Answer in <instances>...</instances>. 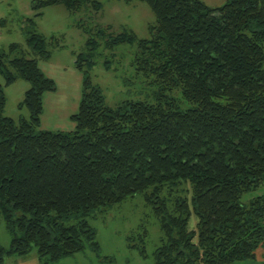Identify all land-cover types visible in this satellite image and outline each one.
I'll return each mask as SVG.
<instances>
[{
  "label": "trees",
  "instance_id": "trees-1",
  "mask_svg": "<svg viewBox=\"0 0 264 264\" xmlns=\"http://www.w3.org/2000/svg\"><path fill=\"white\" fill-rule=\"evenodd\" d=\"M120 1L145 3L155 24L149 38L139 39L126 30L108 34L111 27L93 34L78 23L88 53L75 62L83 89L71 116L74 131L40 130L44 95L57 86L39 66L50 52L34 20L52 6L71 14L102 6L31 0L30 51L19 43L0 51V220L12 236L8 248L0 245V264L33 250L40 264L87 246L99 255L89 218L137 195L160 223L155 264L254 259L264 247V0L218 7L202 0ZM99 39L107 50L136 45L130 65L148 88L143 99L107 104L88 71ZM18 80L30 84L20 104L29 118L15 121L5 115L4 86ZM128 240L146 256L142 237Z\"/></svg>",
  "mask_w": 264,
  "mask_h": 264
},
{
  "label": "rangeland",
  "instance_id": "rangeland-1",
  "mask_svg": "<svg viewBox=\"0 0 264 264\" xmlns=\"http://www.w3.org/2000/svg\"><path fill=\"white\" fill-rule=\"evenodd\" d=\"M95 1L102 6L100 11H95L90 6L78 14H71L64 6L59 5L44 9L43 15L34 20L33 29L47 38V50L50 52V58L39 60V66L57 86L56 91L44 95V113L40 130L70 132L76 128L71 116L78 112L82 97L83 74L75 68V62L79 54L88 53L85 46L87 35L77 26L79 22L93 34L98 29L111 27L108 34L117 35L126 30L135 33L139 39L150 36L149 26L154 25L156 19L145 3L139 1L126 3L120 0ZM202 1L211 7L225 3V0ZM33 15L31 0H0V20L5 22L3 27L0 26V51L7 50L12 43H19L22 49L29 50L25 38L27 27L25 21L27 18H33ZM53 36L57 39L55 42L51 39ZM58 41L59 45L56 46ZM98 42L100 46L94 52H90L94 65L88 71L94 85L103 91L107 104L115 107L125 100L143 99L148 88L145 89L146 83L143 79L135 77L134 68L130 65L136 45L118 46L113 50H107L103 39H99ZM30 56L35 57L34 54ZM106 61H109L110 69L106 68ZM0 83L2 85L5 83L2 76ZM29 88L30 84L24 80H18L11 86H4L7 117L15 121L29 118L28 109L20 108ZM141 89L144 93L142 95ZM254 196L255 194L252 195ZM245 198L249 200L251 196ZM89 221L97 231L100 254L87 246L84 251L53 264H155L154 252L160 246L162 232L159 220L146 205L143 195L131 197L121 205L97 212ZM129 237L144 239L145 257L138 250L129 248ZM11 240L12 236L1 219L0 245L8 248ZM10 261L8 258L5 260L6 264ZM235 264H264V247L258 249L254 259Z\"/></svg>",
  "mask_w": 264,
  "mask_h": 264
},
{
  "label": "crops",
  "instance_id": "crops-1",
  "mask_svg": "<svg viewBox=\"0 0 264 264\" xmlns=\"http://www.w3.org/2000/svg\"><path fill=\"white\" fill-rule=\"evenodd\" d=\"M3 25H5V22L1 23L0 20V26L3 27ZM8 259L11 260L9 264H40L37 252H34V250L30 253V255L26 256L25 258L11 256L8 257ZM4 264H6V262H4Z\"/></svg>",
  "mask_w": 264,
  "mask_h": 264
}]
</instances>
